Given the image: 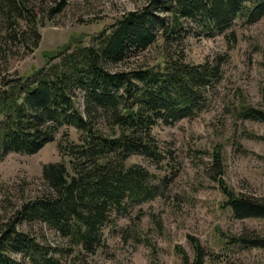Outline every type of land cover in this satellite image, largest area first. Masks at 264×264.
Wrapping results in <instances>:
<instances>
[{
    "label": "trees",
    "instance_id": "1",
    "mask_svg": "<svg viewBox=\"0 0 264 264\" xmlns=\"http://www.w3.org/2000/svg\"><path fill=\"white\" fill-rule=\"evenodd\" d=\"M167 11L170 16L163 15ZM0 13L11 24L34 21L24 0H0ZM263 14L264 0H149L142 8L124 13L93 44L69 41L56 51H43L46 65L2 80L0 159L9 152H37L63 126L73 127L79 135L74 141L68 133L62 134L57 144L62 159L42 165L44 187L23 200L0 230V264H64L61 252L70 255L75 249L76 256L68 264H82L81 258L104 245L105 226L133 206L163 196L165 178L157 179L143 165L127 164V160L141 154L153 162L162 161L164 154L152 128L159 122L193 118L203 106L206 90L220 75L218 62H184L170 53L171 47L154 67L124 71L109 66L134 57L158 35L172 44L183 29V20L212 34L237 17L254 22ZM32 33L37 39L31 44L19 38L31 50L38 42L35 26ZM18 34L9 37L15 40ZM55 58L58 62L52 63ZM261 96L264 102V81ZM238 111L243 119L264 121V109L246 100ZM219 161L216 151L215 169L221 174ZM215 179L225 196L223 207L233 217L264 219V199L235 193L221 177ZM22 222L46 224L66 238V246L40 242L17 228ZM190 241L193 258L179 250L182 264H205L204 248L198 240ZM239 241L264 247V238Z\"/></svg>",
    "mask_w": 264,
    "mask_h": 264
},
{
    "label": "rangeland",
    "instance_id": "2",
    "mask_svg": "<svg viewBox=\"0 0 264 264\" xmlns=\"http://www.w3.org/2000/svg\"><path fill=\"white\" fill-rule=\"evenodd\" d=\"M148 1L24 0L34 21L16 24L0 13V84L46 65L43 51H56L69 41L93 44L124 13ZM163 15L170 16L168 11ZM33 26L38 42L31 50L19 38L29 44L37 39ZM10 33H17L18 38L12 40ZM169 47L184 62H218L219 78L206 90L203 106L193 118L159 122L152 128L164 154L162 161L156 163L141 154L128 158L127 164L139 163L155 178H165V193L133 206L105 226L104 245L81 258L82 264H182L179 250L193 258L192 238L204 248L205 264H264L263 246L239 241L241 237L264 238V219L233 217L223 207L225 196L215 179L221 177L235 193L264 199V121L243 119L238 111L243 100L264 109V14L254 22L237 17L212 34L183 20V29L174 35L172 44L158 35L145 50L109 69L154 67L164 60ZM63 133L78 140L73 127L63 126L37 152H9L0 159V230L23 200L44 187L42 165L62 159L57 144ZM216 151L221 174L215 169ZM17 228L50 246H66V238L42 222H22ZM75 250L70 255L61 252L64 264L71 261Z\"/></svg>",
    "mask_w": 264,
    "mask_h": 264
}]
</instances>
